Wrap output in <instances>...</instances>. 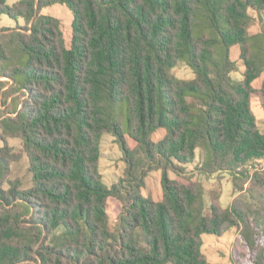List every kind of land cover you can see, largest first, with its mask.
Returning a JSON list of instances; mask_svg holds the SVG:
<instances>
[{
	"label": "trees",
	"instance_id": "obj_1",
	"mask_svg": "<svg viewBox=\"0 0 264 264\" xmlns=\"http://www.w3.org/2000/svg\"><path fill=\"white\" fill-rule=\"evenodd\" d=\"M55 4L74 14L70 46L61 20L42 12ZM250 9L264 12V0H0V16L25 20L0 28V264H211L202 235L233 227L264 264L251 221H264V206L241 195L208 206L202 182L170 177L186 175L200 149V173L228 172L235 193L264 200V132L252 109L255 95L264 109V79L254 86L264 30L250 31ZM182 62L194 78L172 74ZM9 98L19 106L6 111ZM106 133L125 162L111 186L100 171ZM10 138L23 142L28 187L11 178L21 155ZM154 170L160 200L143 193ZM110 198L121 203L115 222Z\"/></svg>",
	"mask_w": 264,
	"mask_h": 264
},
{
	"label": "rangeland",
	"instance_id": "obj_2",
	"mask_svg": "<svg viewBox=\"0 0 264 264\" xmlns=\"http://www.w3.org/2000/svg\"><path fill=\"white\" fill-rule=\"evenodd\" d=\"M20 0H7V4L12 6ZM44 14L55 16L61 20L62 30L67 40L68 46L71 45L72 38V24L74 19L73 12L62 4H55L46 7L42 11ZM250 14L254 16V24L250 31L256 33L264 30V12L258 13L254 9L249 10ZM25 20L23 18L14 19L7 14L0 16V28L7 27L16 29L18 26H24ZM240 51L237 47L232 49V58L237 62V70L232 73L235 79H241L244 71V66L239 59ZM172 74L181 79H192L195 74L186 63H179L171 70ZM264 79V74L261 78L254 82V86L259 88ZM261 98L255 95L252 100V109L257 117V123L262 132H264V109L262 107ZM11 98L8 99L3 106L4 110H12L19 106V101L13 102L11 105ZM165 135V130H160L153 135L154 140H159ZM129 144L134 147L135 142L127 136ZM3 141L0 139V147L3 146ZM9 144L13 147L14 153H19L21 159L13 163L11 178H21L24 186L28 187L30 183V172L28 169L29 160L24 151L23 142L18 138H10ZM102 156L100 160V171L103 174L104 182L111 186L124 174L125 162L122 160V152L115 142V138L110 133H106L101 145ZM201 158V150H197V160L195 163L187 166L188 172L183 177L178 176L174 172H170V177L178 179L187 184L200 181L205 188V198L207 205L210 206L214 200H218L223 207H229L236 196L245 198L251 205L256 207L264 206V200L260 196L259 191L235 193L233 190L232 176L228 172L216 173L206 175L200 173L197 169L198 162ZM256 168H264V159L256 163ZM252 170H254L252 168ZM162 171H152L146 179V186L143 188V193L147 197H152L155 200H160L163 197V187L161 183ZM249 183L245 185L248 188ZM109 214L111 220L115 222L121 211V203L115 198L109 199ZM251 221L257 229V237L259 242L264 245V221L251 215ZM203 245L202 251L207 256L211 264H255V253L249 249L245 240L242 238L240 231L233 227L222 236L205 233L202 235Z\"/></svg>",
	"mask_w": 264,
	"mask_h": 264
}]
</instances>
